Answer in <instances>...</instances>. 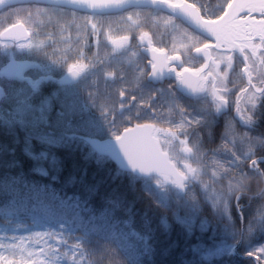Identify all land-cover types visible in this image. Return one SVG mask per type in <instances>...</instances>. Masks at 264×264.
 Segmentation results:
<instances>
[{
    "label": "snow or ice",
    "instance_id": "6c2138e0",
    "mask_svg": "<svg viewBox=\"0 0 264 264\" xmlns=\"http://www.w3.org/2000/svg\"><path fill=\"white\" fill-rule=\"evenodd\" d=\"M177 251L264 264V0H0V264Z\"/></svg>",
    "mask_w": 264,
    "mask_h": 264
},
{
    "label": "trees",
    "instance_id": "16d2710c",
    "mask_svg": "<svg viewBox=\"0 0 264 264\" xmlns=\"http://www.w3.org/2000/svg\"><path fill=\"white\" fill-rule=\"evenodd\" d=\"M209 2L212 4V5H215L217 3V0H209ZM219 2H224V0H219ZM38 70H33L31 71L29 74H32L34 72H36ZM223 124V121H221V126ZM57 155H60V151L58 150L57 151ZM81 163H83V161H80ZM90 168H95V165H89ZM101 176L103 177H107V171H104L100 174ZM99 178V177H98ZM118 183V182H117ZM52 187H58V185H56L55 183H53L51 185ZM69 195H71V192H69ZM246 203V201H245ZM141 207L138 205V208ZM252 211H255V205H253V208H252ZM160 215H167V214H164V213H159ZM208 213H205V215H207ZM155 219V217H154ZM171 240H174V241H177L178 242V246L179 248H183V244L182 243H179V241L177 240V236L175 234V232L172 233L171 237H170ZM195 239V238H193ZM165 260L168 261V264H172V260L175 259V260H180L181 259V256H180V252L177 251L176 252V256L174 258L172 257H164ZM184 260H187V259H190V257L188 256H184L183 257ZM248 261H251V264H256V259L254 257H248L245 253L243 252H240V254L238 255H234L232 258H231V264H247ZM157 264H159V259L157 260Z\"/></svg>",
    "mask_w": 264,
    "mask_h": 264
}]
</instances>
